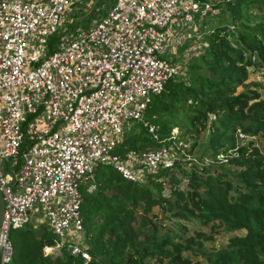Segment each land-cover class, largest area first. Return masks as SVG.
<instances>
[{
	"label": "built area",
	"instance_id": "built-area-1",
	"mask_svg": "<svg viewBox=\"0 0 264 264\" xmlns=\"http://www.w3.org/2000/svg\"><path fill=\"white\" fill-rule=\"evenodd\" d=\"M80 1L0 0V264L12 254L9 231L39 213L56 237L43 251L65 248L85 264L79 186L91 191L100 165L136 182L182 160L208 162L187 155L175 128L159 140L155 125L147 131L159 146L115 150L124 125L140 121L151 97L177 78L179 66L164 55L184 42L181 29L235 0H113L93 25L69 30L64 21Z\"/></svg>",
	"mask_w": 264,
	"mask_h": 264
},
{
	"label": "trees",
	"instance_id": "trees-1",
	"mask_svg": "<svg viewBox=\"0 0 264 264\" xmlns=\"http://www.w3.org/2000/svg\"><path fill=\"white\" fill-rule=\"evenodd\" d=\"M228 12L235 27L204 35L205 45L182 67L181 78L169 79L151 97L115 150L123 155L159 146L147 131L150 125L158 127L159 140L174 127L180 141L185 134L195 142L208 131L201 152L208 162L192 164L187 173L176 163L148 174L147 184L127 181L109 165L97 167L93 189L86 191L87 182L79 186L90 256L85 264H178L174 256L183 252L207 264H264V143L240 144L249 137L264 141V85L247 81L248 72L264 71V0H235L224 6L222 13ZM155 206L170 224L147 217ZM219 232L233 234L224 246L205 250L203 243ZM8 238L12 254L6 264H82L65 248L45 254L44 246L56 241L45 226L25 223Z\"/></svg>",
	"mask_w": 264,
	"mask_h": 264
},
{
	"label": "rangeland",
	"instance_id": "rangeland-1",
	"mask_svg": "<svg viewBox=\"0 0 264 264\" xmlns=\"http://www.w3.org/2000/svg\"><path fill=\"white\" fill-rule=\"evenodd\" d=\"M113 3V0H81L79 3H76L74 5H78L81 6L82 8L77 9V12L75 13V6H73L72 8V12L68 15V17L72 18L71 23H67V19L64 21L65 25L68 27L69 30H73L75 28H80V29H86L87 27L93 25L96 20L102 16L101 14L104 13ZM252 13H258V11H256V9L252 8L251 9ZM205 24L203 33L200 34V36H202V42H190L189 45H187V47L184 49V53H180L181 54V58L179 56H175L173 57H169L168 53L166 52L164 56L169 57V60L176 63L179 68L184 67L186 65V61L189 57L188 53L190 51L194 52L196 49L200 48L201 45H205V39H204V35L207 33L208 29H213L219 26H228V27H235L234 23H232L231 17H230V13H221L218 16H214V17H205L203 21H201L200 23H197L196 26L201 27V24ZM187 30V27H184L183 29H181V33L185 32ZM199 36V37H200ZM184 45V44H183ZM182 45V46H183ZM200 45V46H199ZM182 46H179L178 49H180ZM51 47L55 48L56 47V40H51ZM196 48V49H195ZM183 54V55H182ZM186 62V63H185ZM181 72H179L177 79L182 76V73L184 71V69L182 68V70H180ZM188 73V72H187ZM247 81H252V82H258L261 85H264V71H260V72H248V77H247ZM239 88H237L238 90ZM260 94H264L263 91L260 92ZM128 125H124V131L125 132L128 129ZM176 129V134H177V128L174 127ZM173 129V128H172ZM171 129V130H172ZM208 131H205L203 133H201L200 135H198L195 139V142H193V140L189 139L186 137L185 134H181L182 137L181 139L183 140V143L186 144V148H184L185 151H187V155H189L190 157L195 158L197 161L202 162L204 159H206L207 155L201 153L204 146L206 145V135H207ZM175 134V135H176ZM177 136V135H176ZM252 140L253 143L258 146V148H260L262 146V144L264 143V141L262 139H258V138H245L244 140H242L240 142V144H244L247 141ZM180 166V170H183L185 173H187L189 171V169L191 168V165H187V160H182L179 163H177ZM176 170V169H174ZM6 171V170H4ZM186 174H178V176H180L181 179H185ZM142 182L147 184V175H144L142 178ZM180 187L184 188L185 187V180H182V182L180 183ZM168 194V185H164L163 189H162V195H164L165 197ZM37 217V216H36ZM147 217L150 218L151 220H159L163 225L166 223L170 224V222H167L166 220L162 219V214L160 212V209L158 207H153L151 212L147 213ZM34 218V215L31 217V219ZM29 224L31 225L32 228L34 229H38L40 228L41 222H29ZM171 228H173L172 225ZM190 233V231H189ZM233 233H229V232H219L217 234H215L213 236V238L209 241H206L203 243L205 250L210 251V250H214L217 248H220L222 246H224V244L226 243V240L228 239V237L232 236ZM76 238H79V243L82 244V246L85 247L86 241L84 238V234L82 233V236L76 235ZM61 250H47V252L44 250L45 254H51V253H55L58 254L60 253ZM175 258V262L178 264H207V262L199 255H196L195 257L188 254V252H183V253H179V254H175L174 256Z\"/></svg>",
	"mask_w": 264,
	"mask_h": 264
},
{
	"label": "crops",
	"instance_id": "crops-1",
	"mask_svg": "<svg viewBox=\"0 0 264 264\" xmlns=\"http://www.w3.org/2000/svg\"><path fill=\"white\" fill-rule=\"evenodd\" d=\"M80 8H82L81 6H77V7H75V10H74V12L76 13L77 12V9H80ZM104 13H102L101 15H103ZM204 27H205V24L203 23V24H201V27H198V26H193V27H191V28H187V30L184 32V33H186L185 34V36H186V38L182 41L183 43L181 44V45H178V46H173V48L171 49V50H169L168 51V56L169 57H175V56H179L180 58H181V54L180 53H184V49L187 47V45H189V43L190 42H197V40H198V42L200 43V38L202 37V36H200V34L201 33H203V30H204ZM177 29V27L175 26V23H172L171 25H170V30H169V33L170 32H172V31H174V30H176ZM203 29V30H202ZM200 36V37H199ZM184 44V45H183ZM183 45V46H182ZM191 45V44H190ZM189 45V46H190ZM179 46H182L180 49H178V47ZM196 49V48H195ZM196 51V50H195ZM194 51V52H195ZM194 52H192V51H190L189 53H188V55H189V57H188V59L191 57V56H193L194 55ZM183 55V54H182ZM188 59H187V61H188ZM186 61V62H187ZM185 62V63H186ZM37 216V217H36ZM36 216H34V218H32V219H30L29 221H28V224H29V222L31 223H33V222H41V225L42 226H45L46 227V224H45V220H44V216L41 214V213H39V214H36Z\"/></svg>",
	"mask_w": 264,
	"mask_h": 264
},
{
	"label": "water",
	"instance_id": "water-1",
	"mask_svg": "<svg viewBox=\"0 0 264 264\" xmlns=\"http://www.w3.org/2000/svg\"><path fill=\"white\" fill-rule=\"evenodd\" d=\"M2 212H3V200H2V195H1V191H0V223H1V219H2Z\"/></svg>",
	"mask_w": 264,
	"mask_h": 264
}]
</instances>
